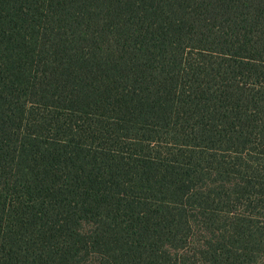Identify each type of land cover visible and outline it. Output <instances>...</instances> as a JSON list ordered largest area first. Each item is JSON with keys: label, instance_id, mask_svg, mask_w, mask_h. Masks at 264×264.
Listing matches in <instances>:
<instances>
[{"label": "trees", "instance_id": "obj_1", "mask_svg": "<svg viewBox=\"0 0 264 264\" xmlns=\"http://www.w3.org/2000/svg\"><path fill=\"white\" fill-rule=\"evenodd\" d=\"M264 0H0V264H264Z\"/></svg>", "mask_w": 264, "mask_h": 264}, {"label": "rangeland", "instance_id": "obj_2", "mask_svg": "<svg viewBox=\"0 0 264 264\" xmlns=\"http://www.w3.org/2000/svg\"><path fill=\"white\" fill-rule=\"evenodd\" d=\"M252 221H254V222H256V223H261V224H263L264 223V218H259V219H253L252 218ZM263 259H264V257H262Z\"/></svg>", "mask_w": 264, "mask_h": 264}]
</instances>
